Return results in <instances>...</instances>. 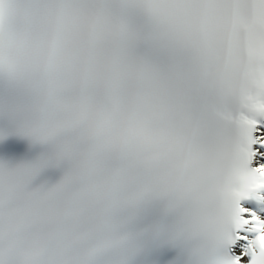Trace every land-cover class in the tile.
Returning <instances> with one entry per match:
<instances>
[{"label": "snow or ice", "instance_id": "obj_1", "mask_svg": "<svg viewBox=\"0 0 264 264\" xmlns=\"http://www.w3.org/2000/svg\"><path fill=\"white\" fill-rule=\"evenodd\" d=\"M0 264H264V0H0Z\"/></svg>", "mask_w": 264, "mask_h": 264}]
</instances>
